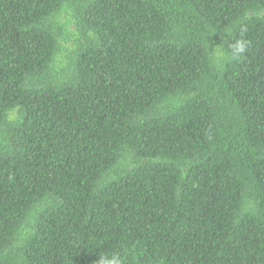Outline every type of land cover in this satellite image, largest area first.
Wrapping results in <instances>:
<instances>
[{"label": "trees", "instance_id": "obj_1", "mask_svg": "<svg viewBox=\"0 0 264 264\" xmlns=\"http://www.w3.org/2000/svg\"><path fill=\"white\" fill-rule=\"evenodd\" d=\"M0 169V264H264V0H0Z\"/></svg>", "mask_w": 264, "mask_h": 264}, {"label": "clouds", "instance_id": "obj_2", "mask_svg": "<svg viewBox=\"0 0 264 264\" xmlns=\"http://www.w3.org/2000/svg\"><path fill=\"white\" fill-rule=\"evenodd\" d=\"M256 14L259 15V13ZM250 47L251 42L241 35L230 43L227 53L218 52L216 54V59L218 62L225 58L233 61L239 60L246 55ZM5 169H0V174H3ZM95 264H125V260L119 251H112L100 253L99 259L95 262Z\"/></svg>", "mask_w": 264, "mask_h": 264}]
</instances>
